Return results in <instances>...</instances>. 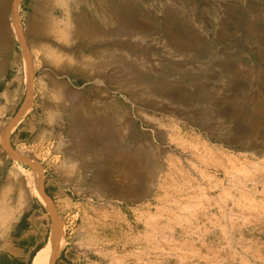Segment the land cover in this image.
I'll use <instances>...</instances> for the list:
<instances>
[{
  "label": "rangeland",
  "instance_id": "374dc122",
  "mask_svg": "<svg viewBox=\"0 0 264 264\" xmlns=\"http://www.w3.org/2000/svg\"><path fill=\"white\" fill-rule=\"evenodd\" d=\"M18 9L43 29L26 38L29 135L9 136L15 158L0 144V241L38 202L23 177L40 170L66 241L54 264H264V0ZM6 24L0 127L27 95Z\"/></svg>",
  "mask_w": 264,
  "mask_h": 264
},
{
  "label": "bare ground",
  "instance_id": "6f19581e",
  "mask_svg": "<svg viewBox=\"0 0 264 264\" xmlns=\"http://www.w3.org/2000/svg\"><path fill=\"white\" fill-rule=\"evenodd\" d=\"M6 4L7 3L5 0H0V48L6 49V47L8 46V34L6 32V28L4 25L5 21L7 20L6 25L9 28V32L11 33L13 39H15L16 41H18L20 43L21 48H22V62H23L22 81H23V84L27 88L26 89L27 90L26 100H25L24 104H22L20 110L18 111L17 117L11 121L6 122L5 124H3L2 127H0V144L3 147V149L11 157L15 158V157H17V153L10 145L9 136L16 129L18 124L24 119V117L28 111L27 109L29 107L30 101H31L33 68H32V57H31L30 52H29L30 50L27 47L29 44H26V42H27L26 38H28L30 36V35L27 36L28 33H30V34L39 33V32H42L41 30L43 28H42L40 22L38 23L37 21H33L29 25L28 30L24 31L22 29V27L19 25V21H18V10H19L18 8H19L20 0H11L8 8H7ZM68 5H70V4H68ZM65 12H67V11H65ZM69 16H70V14H69ZM72 22L69 20L68 21L69 25L66 26L65 31L68 33V35L71 33V31L73 33L75 31L77 32L80 30V26H77V25H76L75 29H72L73 26L75 25ZM71 23L74 25L70 28ZM77 24H79V23H77ZM83 30L84 29H82V31ZM61 36H63V35H60V38H62ZM63 40H65V39H63ZM31 42H29V43L32 44ZM52 56L54 57V55H52ZM170 143L171 142H169L168 145H170ZM176 148L177 147L175 146V151H178V150H176ZM181 151H183V150H181ZM40 174H41L40 170H38V171L35 170V172H33L31 176L27 175L26 177H23V182L24 181L26 182L25 186L27 188H28V182L31 183V185H29V187L31 189L29 188L28 190L29 191L33 190L34 196L46 208V210L49 212L52 220L50 223V232H49L48 238L44 242L42 247L39 248L35 252V254L33 255L32 259H31L30 264H54V262H55L57 256L59 255L60 251L64 248L66 241L63 237L62 224H61L60 219L56 213L54 203H53L52 199L49 196H47L46 194H44L40 189V185H39V181L41 178ZM30 178H31V180H30ZM2 221H3V219H2Z\"/></svg>",
  "mask_w": 264,
  "mask_h": 264
},
{
  "label": "crops",
  "instance_id": "0c3cea01",
  "mask_svg": "<svg viewBox=\"0 0 264 264\" xmlns=\"http://www.w3.org/2000/svg\"><path fill=\"white\" fill-rule=\"evenodd\" d=\"M30 112L11 134L18 145L25 144L29 135L28 131L30 132V129H28V126L32 125L29 121ZM44 194L50 197L47 192ZM43 209L46 211V208L39 201L32 202L28 208L16 216L11 222L5 240L0 241V255L5 254L15 264H26L28 262L31 254L36 252L38 246L43 245L47 240L46 238H48L47 214Z\"/></svg>",
  "mask_w": 264,
  "mask_h": 264
},
{
  "label": "trees",
  "instance_id": "16d2710c",
  "mask_svg": "<svg viewBox=\"0 0 264 264\" xmlns=\"http://www.w3.org/2000/svg\"><path fill=\"white\" fill-rule=\"evenodd\" d=\"M42 245L38 246V249L41 247ZM35 252H33L31 254L30 259L28 260V262L26 264H30V260L33 257ZM0 264H15V262L11 259H9L5 254H1L0 255Z\"/></svg>",
  "mask_w": 264,
  "mask_h": 264
}]
</instances>
